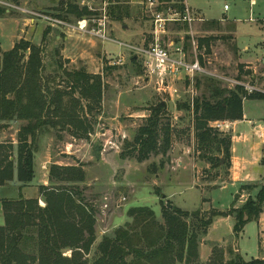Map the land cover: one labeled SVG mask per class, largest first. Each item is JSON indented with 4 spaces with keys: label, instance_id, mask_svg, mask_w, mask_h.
<instances>
[{
    "label": "rangeland",
    "instance_id": "obj_1",
    "mask_svg": "<svg viewBox=\"0 0 264 264\" xmlns=\"http://www.w3.org/2000/svg\"><path fill=\"white\" fill-rule=\"evenodd\" d=\"M75 1L79 10L87 11L81 19L100 16L101 3L98 0H84L85 4L81 3L82 0ZM159 1L169 3L179 0ZM253 1L254 5H250L251 0H187V3L195 11L199 10L206 19L217 20L222 18L223 14L228 18H234L238 27L237 46L242 51L245 45L251 49L254 43L264 39L257 27L259 23L264 28V0ZM62 2L66 0H0V7L6 9L0 18V46L8 50L12 43L16 44L21 40L41 45L45 50V77L54 76V68L49 67V64L60 60L63 62L62 70L73 71L82 67L89 75L99 77L102 83L101 102L97 105L90 101L92 110L87 108L86 101L80 100L78 93L74 95L80 103L77 115L90 122L92 127L90 134L73 137L65 130H51L49 134L42 135L37 143L40 148L44 145L49 146L52 162L50 167L53 164L61 167L74 166L84 172V181L77 184V187L94 210L96 236L90 252L84 255V258L89 261L94 258L102 233L111 235L116 228L122 227L121 224L127 220V210L133 207H149L157 217L160 213L162 216L165 207L170 209L172 206L180 207L187 212L196 211L194 209L197 208L205 217L213 211L226 212L229 214L227 217L234 223L235 213L232 212L241 208L249 199L254 200L264 186L262 120L257 118L251 123L240 124L231 121L210 122L211 127L218 133L231 138L228 162L215 153L214 156L221 159V165L212 167L207 160L200 158L194 135L192 110H184L179 106H191L195 98L209 96L205 93V77L215 80L221 88L229 90L241 84L262 89L264 81L260 75L264 71V64L259 66L247 64L250 67H257L258 70L256 78L252 80L248 73L253 70L245 69L244 65L238 64L240 60L235 43L225 32L230 27L227 22L221 29L214 28L208 34L204 32V27L209 21L196 22L188 27L189 35L184 31H181V34L195 38L198 44L201 36L214 38L210 53H205L204 48L197 51L205 73L190 78L189 83L183 76L179 80L166 78L164 81L170 87L167 89L157 76L148 74L147 58L141 52L147 50L151 44V21L145 9L146 0H114V3H123L129 8V17L121 20L112 19L110 10L114 3L108 6L109 37L112 40L109 42L82 34L72 35L65 40L66 36L57 29L46 27L41 22L29 23L28 19L32 17L29 13L32 12L60 14ZM225 5L230 8L226 12L223 10ZM67 18L71 21L80 19L73 15ZM179 27L171 26L169 39L174 40L182 36L173 32L176 29H186L183 26ZM48 29L49 33L43 38ZM119 55L123 56V64H113ZM133 57L136 64L132 63ZM138 66L142 69L139 76L134 74V69ZM196 79L200 81L198 88L195 86ZM55 84H60L61 90L70 92L62 75L57 78ZM55 84L50 82L49 87L54 88ZM169 101L173 102L174 110L169 111L165 106L160 117V127L166 124L171 127L170 148L165 155H151L148 160L139 162L136 158L137 152H134L129 144L134 143L139 129L152 114V109ZM244 107L250 112V116L264 114L262 101H247ZM24 124L25 122L13 121L0 124L2 132L0 145L12 149L7 152L9 161L16 156L17 144L13 146L11 143L17 140L18 131ZM160 142L159 137L158 144ZM260 152L262 156L259 158ZM235 157L242 161L249 160L254 168L250 170L240 168L237 163L239 160ZM39 176L36 172L34 182ZM233 177L238 179L233 181ZM224 186L225 188L221 189ZM157 193L166 198L160 201L161 197L155 195ZM0 196L17 199L19 193L12 189H1ZM40 206L44 207V202ZM158 219L161 220V217ZM213 224L208 238L222 242L221 240L229 235L230 223L216 221ZM118 225L121 226L117 227ZM232 242L222 248L215 243L206 242L212 250L210 261L218 259L224 264L223 261L230 257L224 259L218 251L236 248ZM237 246L246 261L264 260V207L255 221L244 226L237 239ZM213 249H216L217 253L214 258ZM233 253L240 255L239 251ZM70 255V251H65L64 256ZM206 256L205 252L203 257Z\"/></svg>",
    "mask_w": 264,
    "mask_h": 264
},
{
    "label": "trees",
    "instance_id": "obj_2",
    "mask_svg": "<svg viewBox=\"0 0 264 264\" xmlns=\"http://www.w3.org/2000/svg\"><path fill=\"white\" fill-rule=\"evenodd\" d=\"M61 11L58 16L65 19L69 15L81 18L87 14L86 9L79 10L75 0L62 2ZM128 11V6L116 2L110 14L112 19L121 20L129 17ZM5 12L6 9L0 7V18ZM208 25L213 29L218 27L215 21ZM189 39L185 37L184 40L186 51L190 50ZM213 40V37L199 39L198 49L205 48V53H210ZM44 51L41 45L24 40L9 51L0 50V123L25 122L18 131L13 160L9 161L7 154L12 149L0 145V185L14 180V177L22 185L33 180L34 154L42 135L58 129L73 137L90 134V122L77 115L80 103L74 98L76 93L80 100L87 102L89 110H92L90 101L98 105L102 99L99 77L89 75L82 67L73 71L62 70L63 62L53 61L49 67L54 68V76L45 77ZM132 63L136 64L134 57ZM141 73L140 66L134 69L135 75ZM61 75L70 92L55 84ZM248 75L251 77V73ZM204 80L205 93L209 96L195 98L191 106L179 107L191 109L194 114L193 129L200 158L207 160L212 167H218L221 159L214 154L228 162L231 138L218 133L210 122L241 120L243 100L264 101V92L248 94L242 85L229 90L221 88L213 79L205 77ZM189 81L187 79V83ZM50 82L55 84L54 88L49 87ZM195 86H200L199 79H196ZM164 110L161 104L152 109L134 143L129 144L137 152L139 162L148 160L151 155H165L170 148L171 127L169 124L160 127ZM159 137L161 142L158 144ZM48 178L49 185L38 189L44 207L40 206L38 198L25 199L21 194L18 199L0 200L4 213V225L0 227V264H190L197 258L199 238L206 235L214 218L229 215L213 211L205 217L200 210L187 212L174 206L165 207L164 225H160L151 208H130L127 215L131 222L104 236L96 255L89 261L84 255L90 252L96 239L95 213L77 187L84 181V172L79 167L53 164ZM155 195L164 198L158 193ZM263 207L264 186L254 200L249 199L232 212L235 213L234 239H238L247 223L260 216ZM213 250L214 258L217 253L216 249ZM65 251L71 252L70 257L64 256ZM227 253L233 257L225 264H264L263 259L245 261L240 255H234L231 248ZM210 262L222 263L218 259Z\"/></svg>",
    "mask_w": 264,
    "mask_h": 264
},
{
    "label": "built area",
    "instance_id": "obj_3",
    "mask_svg": "<svg viewBox=\"0 0 264 264\" xmlns=\"http://www.w3.org/2000/svg\"><path fill=\"white\" fill-rule=\"evenodd\" d=\"M101 3L99 11L100 16L94 18H80L71 21L69 18H63L58 15H50L47 13H29L32 15L28 19L29 23L41 22L46 27L57 29L64 36L72 35H88L102 42L112 41L109 37L110 17L107 14L108 6L112 0H98ZM85 4V1H81ZM75 4L77 5L76 1ZM92 9V8H90ZM145 9L151 21V44L147 50H141L147 58L146 68L149 75H155L161 81L163 87L170 89L167 86L166 78L174 80L180 79L181 76L190 79L196 75L205 73L197 56L198 43L195 38L190 37V50L186 51L184 42L176 43L169 39V29L172 25L181 24L191 27L193 23L203 22L194 10L188 7L183 2L163 3L159 0H146ZM224 10H228V6H224ZM194 53V54H193ZM113 64H123V56L119 55L114 59ZM242 85V84H241ZM248 94L253 92H264V89H259L254 86L242 85ZM220 125L218 124L217 127ZM214 128V127H213ZM43 205L41 202H39Z\"/></svg>",
    "mask_w": 264,
    "mask_h": 264
},
{
    "label": "crops",
    "instance_id": "obj_4",
    "mask_svg": "<svg viewBox=\"0 0 264 264\" xmlns=\"http://www.w3.org/2000/svg\"><path fill=\"white\" fill-rule=\"evenodd\" d=\"M166 1V0H165ZM178 2V1H177ZM179 2H182V1H179ZM184 3L189 7L188 3H187V0H184ZM250 5H254V1L251 0L250 2ZM191 8V7H190ZM192 9V8H191ZM230 8H228L229 10ZM194 10V9H192ZM224 10V9H223ZM195 11V10H194ZM227 10H224V12H226ZM200 17H202L204 19V21H215L217 22V26L219 29H221L223 26V24L225 22H227L226 24L229 25V30H225V32H227L228 35H230L232 37V40L233 42L235 43V46L237 48V56L239 58V63L240 65H244V68L245 69H250V70H253L251 71V79L254 80L256 78V74L258 73V70H257V67H250L249 65L247 64H254V66L256 65H263L264 64V47L262 45H264V39L263 41H257L256 43H254L253 47L250 49L249 46L245 45L243 47V50L241 51L239 49V47L237 46V32H238V27H237V24H236V21L234 18H228L226 15L223 14L222 18L220 19H217V20H211V19H206L204 17V15L202 13H200L199 10L195 11ZM203 21V22H204ZM1 22V20H0ZM251 22V21H250ZM178 27L180 28L179 26H183L186 28L185 25H181V24H176V25H172V27ZM257 27L259 29V31L262 32L263 34V38H264V28L261 27V25L259 23H257ZM231 28V29H230ZM169 31L171 32L172 31V28L170 27ZM181 31H184V33L188 34L189 35V30H188V27L187 29H176L174 30L173 32H176L177 34H181ZM210 31H213V28H211L210 25H206V27H204V32L206 34H208ZM182 35V34H181ZM207 37H212V36H201L200 38H207ZM67 38L69 37H65V40H67ZM185 40V36L182 35L181 37H179L178 39H174V42L176 43H179V42H184ZM213 44L214 42H210V48L213 47ZM15 44H11L10 45V48L8 50H4L1 46H0V49L2 50V52H6V51H9L13 48ZM205 49V48H204ZM262 62V63H261ZM263 77V81H264V71L261 73V75ZM264 85V84H263ZM264 89V86L263 88ZM247 101H251V100H243V120H239V121H235V124H240V123H251L252 121H254V119H261L262 120V124H263V127H264V114L261 115L259 114L258 116H250V112H248L247 109H245L244 105H245V102ZM252 101H260V100H252ZM264 103V101H262ZM18 122H21V121H18ZM17 123V122H15ZM1 124V123H0ZM2 139V132L0 130V140ZM1 142V141H0ZM16 141H13V143H11L13 146H16ZM46 142V141H45ZM264 143V141H263ZM46 144V143H45ZM69 146H74L73 144H69ZM235 147V146H234ZM259 154V158L262 156L261 152L258 153ZM238 158L239 160V157H235V159ZM12 160V159H11ZM239 164V167L242 168V169H245V170H250V169H253L254 168V165H251L250 161L249 160H239L237 162ZM52 164L51 162V159H50V149H49V146L48 145H44L43 147H38V150L37 152L34 154V178L33 180L27 184V185H22L20 182L17 181L16 177H14V180H11V181H5L4 184H1L0 185V190L3 189H12L13 191L19 193V195L21 194L23 196V198L25 199H34V198H38L39 199V202H41L43 204V201L41 199V197L39 196V192H38V189L40 186H48L49 185V178H48V174H49V168H50V165ZM36 172L40 175L39 176V179L34 182V179L36 177ZM250 177V175H248ZM247 176V177H248ZM239 177L243 178L242 175H239ZM156 179H158V176H156ZM238 178H235L233 177V181H236ZM240 180H243V179H240ZM250 180V179H249ZM224 187H222L221 189H224ZM219 189V190H221ZM25 191H27L25 193ZM158 197V196H157ZM164 198H166V196H163ZM159 198V197H158ZM164 198H159V200H164ZM18 199V198H17ZM0 200H14V199H11V198H2L0 196ZM144 207V206H143ZM177 207V206H176ZM135 208V207H133ZM181 210H184L180 207H177ZM129 210V209H128ZM127 210V212H128ZM194 210H197L194 209ZM187 211V210H185ZM127 212H126V221L121 224V225H125L127 223H130L131 222V219L128 217L127 215ZM154 212V211H153ZM161 212V211H160ZM155 214V212H154ZM161 217V220H159L158 218ZM159 217L156 216L155 214V218L157 220V222L160 224V225H164V219H163V214L161 216V213L159 215ZM225 222V223H230L229 224V235L226 239H222L221 241L222 242H217V241H213V240H210L208 238L209 236V232H210V229H212V226L214 225L213 223L215 222ZM232 223V224H231ZM213 224V225H212ZM212 224L209 226V228L207 229V233L206 235L202 236L199 238V242H198V248H197V258L191 260L193 262H191L190 264H198V262H202V263H206V264H210V257H211V248L210 246L206 243V242H211V243H215L218 245L219 248H222L223 246H227L230 241L232 242V239H233V242L235 243V247H232V250L233 251H239L240 253V250L237 246V240L234 239V236H233V225L234 223L231 221L230 217H218L216 219L213 220ZM4 225V213H3V207H2V204L0 203V227H2ZM121 225H118L117 227H120ZM122 226V227H123ZM117 229V228H116ZM102 237H101V240L99 242L102 241V238L104 236H106L107 233H102ZM112 234V233H111ZM232 242V243H233ZM227 250L228 249H225V250H221L218 251L223 257L224 259H226L228 256L231 257L228 253H227ZM206 252V258L203 257V254ZM240 256L243 258V256L241 255L240 253ZM223 259V260H224ZM244 259V258H243ZM201 260V261H199ZM229 260V259H228ZM227 260V261H228ZM245 260V259H244ZM246 261V260H245ZM220 263V262H219ZM219 263H216V264H219ZM223 263L225 264L226 261H223ZM177 264H185L184 262L183 263H177ZM222 264V263H221Z\"/></svg>",
    "mask_w": 264,
    "mask_h": 264
},
{
    "label": "water",
    "instance_id": "obj_5",
    "mask_svg": "<svg viewBox=\"0 0 264 264\" xmlns=\"http://www.w3.org/2000/svg\"><path fill=\"white\" fill-rule=\"evenodd\" d=\"M162 106H166L169 108V111H173L174 110V104L172 101H169L167 104L165 103H161ZM168 207H171V205H168Z\"/></svg>",
    "mask_w": 264,
    "mask_h": 264
}]
</instances>
